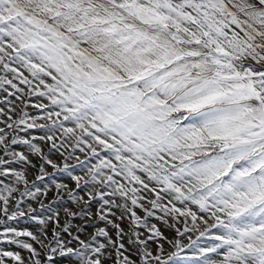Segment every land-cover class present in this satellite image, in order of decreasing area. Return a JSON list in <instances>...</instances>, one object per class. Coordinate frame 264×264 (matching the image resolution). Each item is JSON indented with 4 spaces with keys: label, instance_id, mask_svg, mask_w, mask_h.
Listing matches in <instances>:
<instances>
[{
    "label": "snow or ice",
    "instance_id": "1",
    "mask_svg": "<svg viewBox=\"0 0 264 264\" xmlns=\"http://www.w3.org/2000/svg\"><path fill=\"white\" fill-rule=\"evenodd\" d=\"M0 229V264H264V0H0Z\"/></svg>",
    "mask_w": 264,
    "mask_h": 264
},
{
    "label": "rangeland",
    "instance_id": "2",
    "mask_svg": "<svg viewBox=\"0 0 264 264\" xmlns=\"http://www.w3.org/2000/svg\"><path fill=\"white\" fill-rule=\"evenodd\" d=\"M17 147H18V150L23 151L22 148H19V146H17ZM34 162H36V161H34ZM48 171L51 172L52 169L49 167ZM33 178H34V176H32V175L29 176V179H33ZM58 179L62 180L65 183H68L70 186L74 187V184L71 180H69L65 177H58ZM54 194H55V189H53V191L49 193L47 199L45 200V203H48L50 200H52L54 197ZM67 206L72 207V205H70V204ZM33 207H36V204H33ZM93 211H95V206L93 207ZM152 222L156 223L155 220H153ZM11 223L13 224V226L17 227L18 229L28 228L31 231H35L36 227H37V225L35 224L34 221L27 220L26 218L22 219L19 223H16V222H11ZM77 223H81V221H77ZM0 230H2V229H0ZM88 231L91 232L92 229L89 228ZM113 235H114V233H113ZM21 239H28V238L22 237ZM0 248H3L5 251L20 252L21 255L24 257H27V255H28L26 250H22L15 245H0ZM5 261H6V264H15V262L10 260L9 258H5Z\"/></svg>",
    "mask_w": 264,
    "mask_h": 264
}]
</instances>
